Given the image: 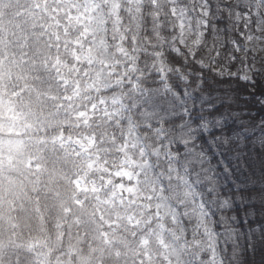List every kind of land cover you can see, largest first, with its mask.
<instances>
[{
    "label": "clouds",
    "instance_id": "clouds-1",
    "mask_svg": "<svg viewBox=\"0 0 264 264\" xmlns=\"http://www.w3.org/2000/svg\"><path fill=\"white\" fill-rule=\"evenodd\" d=\"M32 3L0 0V264H264V0Z\"/></svg>",
    "mask_w": 264,
    "mask_h": 264
},
{
    "label": "snow or ice",
    "instance_id": "snow-or-ice-1",
    "mask_svg": "<svg viewBox=\"0 0 264 264\" xmlns=\"http://www.w3.org/2000/svg\"><path fill=\"white\" fill-rule=\"evenodd\" d=\"M51 3H52V7L50 8L49 0H33L31 8H28L26 5L21 8V15L24 17H31L33 20L36 18V12H41L43 15H47L48 13H51L52 17H58V14L61 12V8L57 5L62 4L63 0H51ZM171 11H172V15L175 16L177 14L175 7H173ZM201 11H203V9H201ZM63 15L64 17H66L65 31H67V25L70 24L73 20H78L79 17L74 14V9L72 8L64 10ZM49 18L51 19V17ZM25 23H27V19H25ZM43 31L44 29H42V32ZM32 38L35 39L37 42H39L40 40L43 39V36L39 34H33ZM8 131L11 132L12 129L9 128ZM2 143H3L2 137H0V154H2ZM11 150H12V146L9 145V151ZM36 167L38 168L39 164H37Z\"/></svg>",
    "mask_w": 264,
    "mask_h": 264
},
{
    "label": "trees",
    "instance_id": "trees-1",
    "mask_svg": "<svg viewBox=\"0 0 264 264\" xmlns=\"http://www.w3.org/2000/svg\"><path fill=\"white\" fill-rule=\"evenodd\" d=\"M248 91L249 92H255V91H257V89L255 87H253V88H249ZM253 98H255L257 101L264 102V96H260V95H256L255 97H253L251 95L243 97V99H245V100H251ZM229 211H231V210H229ZM255 219H256V217H255L254 213H249L248 215L241 214V215L236 216L234 218V221H229V223L235 222L236 226L240 227L241 230L243 232H245L246 238L248 236H251L252 239L255 240L256 239V233L260 232L259 226L254 225ZM248 225H253V227L249 228V227H247ZM217 227L222 228L223 224H218ZM249 251H250V254H251L252 259L254 261L260 259L259 252L255 248L249 249Z\"/></svg>",
    "mask_w": 264,
    "mask_h": 264
}]
</instances>
